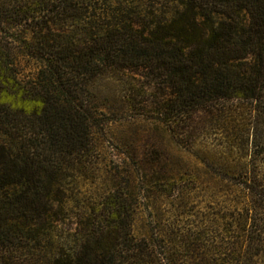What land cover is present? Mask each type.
<instances>
[{"label": "trees", "instance_id": "obj_1", "mask_svg": "<svg viewBox=\"0 0 264 264\" xmlns=\"http://www.w3.org/2000/svg\"><path fill=\"white\" fill-rule=\"evenodd\" d=\"M123 73L165 141L84 201ZM0 264H264V0H0Z\"/></svg>", "mask_w": 264, "mask_h": 264}, {"label": "rangeland", "instance_id": "obj_2", "mask_svg": "<svg viewBox=\"0 0 264 264\" xmlns=\"http://www.w3.org/2000/svg\"><path fill=\"white\" fill-rule=\"evenodd\" d=\"M120 76L125 81L122 84L119 82L118 86L116 85L117 87L114 88L115 93L109 100V106L115 111L116 115L113 116L114 121L110 124L109 129L102 135L105 140L103 150L98 155L93 168L87 172L88 177L84 180L85 182L82 183V180H77V182L70 184L73 192H76L78 197L84 199V201L90 202L96 198L103 191L110 177L129 176V172L126 173L125 168L131 169L132 166H127L128 161H126V164L122 161L125 143L139 145V149H142L140 146L142 144L153 143L154 140L165 141L164 135L153 130L154 126L150 124V120L139 121L138 118L140 112H143V109H140L139 106L141 102L146 100V95L141 96L143 89L138 84L147 80L132 73H123ZM127 84H131V87H127ZM135 102L138 103V106ZM146 114L148 117L154 116L152 112H146ZM115 136H120L119 138H121L124 146L116 144ZM73 226L72 219L62 222V226H59V234L60 231L67 232L66 229L68 231L72 230Z\"/></svg>", "mask_w": 264, "mask_h": 264}]
</instances>
